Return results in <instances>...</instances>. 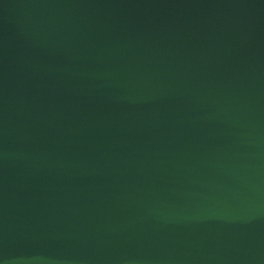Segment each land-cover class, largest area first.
<instances>
[{
	"label": "water",
	"instance_id": "obj_1",
	"mask_svg": "<svg viewBox=\"0 0 264 264\" xmlns=\"http://www.w3.org/2000/svg\"><path fill=\"white\" fill-rule=\"evenodd\" d=\"M0 264H264V0H0Z\"/></svg>",
	"mask_w": 264,
	"mask_h": 264
}]
</instances>
